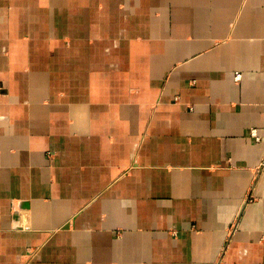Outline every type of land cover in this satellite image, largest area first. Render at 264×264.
Segmentation results:
<instances>
[{
	"label": "crops",
	"instance_id": "0c3cea01",
	"mask_svg": "<svg viewBox=\"0 0 264 264\" xmlns=\"http://www.w3.org/2000/svg\"><path fill=\"white\" fill-rule=\"evenodd\" d=\"M0 264H264V0H0Z\"/></svg>",
	"mask_w": 264,
	"mask_h": 264
},
{
	"label": "built area",
	"instance_id": "2783aa9c",
	"mask_svg": "<svg viewBox=\"0 0 264 264\" xmlns=\"http://www.w3.org/2000/svg\"><path fill=\"white\" fill-rule=\"evenodd\" d=\"M233 78H234L235 81H238L239 78H240V75L237 74V73H235L234 76H233ZM250 136H251L252 138H254L255 141H260V140H261V138L256 134L255 129H251V130H250ZM172 233H173V235L175 234L174 232H172Z\"/></svg>",
	"mask_w": 264,
	"mask_h": 264
}]
</instances>
